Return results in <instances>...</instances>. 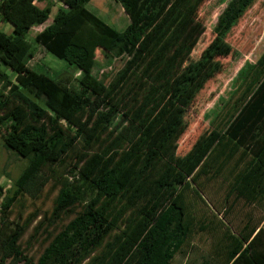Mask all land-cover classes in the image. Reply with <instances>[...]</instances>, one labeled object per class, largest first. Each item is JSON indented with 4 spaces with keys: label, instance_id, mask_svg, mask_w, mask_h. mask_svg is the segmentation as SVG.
<instances>
[{
    "label": "trees",
    "instance_id": "16d2710c",
    "mask_svg": "<svg viewBox=\"0 0 264 264\" xmlns=\"http://www.w3.org/2000/svg\"><path fill=\"white\" fill-rule=\"evenodd\" d=\"M39 1L0 0V23L11 27L0 30V140L26 161L11 189L3 194L0 187V264H170L190 252L194 201L206 204V184L225 170L223 214L240 202L248 210L216 244L218 264H264L254 249L264 233V51L212 120L218 137L185 168L186 180L175 184L176 168L168 164L156 176L148 163L124 186L146 145L165 144L183 118L158 82L207 0H115L129 18L123 31L89 11L91 0H58L63 7L31 42L29 32L53 7ZM254 1H228L212 29L218 42ZM35 45L79 75L71 81L29 68ZM99 50L118 67L96 78ZM144 175L172 190L153 217L121 198ZM49 185L56 194L44 208L37 202Z\"/></svg>",
    "mask_w": 264,
    "mask_h": 264
},
{
    "label": "rangeland",
    "instance_id": "374dc122",
    "mask_svg": "<svg viewBox=\"0 0 264 264\" xmlns=\"http://www.w3.org/2000/svg\"><path fill=\"white\" fill-rule=\"evenodd\" d=\"M40 1L44 2L39 4V7L45 6L46 3L53 7L49 19L29 32L27 38L31 42L33 35L47 27L52 22L56 10L63 5L58 0ZM228 1L207 0L197 13L194 31L185 41L180 42L181 55L158 84L168 92L169 98L184 110L183 118L165 144L158 147L156 142H149L146 145L138 159H135L124 173V186L135 176L134 173L141 176L148 163L150 171L156 176L160 173V167L173 165L176 168L174 181L178 184L187 179L185 168L191 160L197 155L205 156L216 141L218 134L210 126L212 120L264 51V0H255L225 38L221 42L217 41L212 29ZM86 8L117 31H123L129 24L127 14L115 0H91ZM0 28L5 33L9 32L8 29H3V25H0ZM34 50V57L28 63L29 68L43 67L50 75H59L61 79L68 78L71 81L79 75L72 66L46 53L41 47L35 45ZM117 67L110 55L99 50L96 52L92 75L99 78L103 72ZM59 126L65 130L66 137L74 136L71 131H67L64 122ZM25 165L26 161L7 150L0 140V187L3 194L11 189L12 182ZM226 171L218 180L206 184V204L194 201L192 213L197 224L191 235L192 248L188 255L177 254L170 264L220 262L214 253L216 244L222 243L223 234L227 229H237L240 226L242 216L248 210V207L240 202L230 212L223 214L226 187L223 179ZM151 179L153 178H145L144 175V180L140 179L139 185L135 182L130 191L121 194V198L131 205L132 210L148 217H153L161 211L172 191L152 186L149 184ZM45 193L37 205L43 204V207L47 208L50 207L56 191L49 185ZM2 198L0 196V204ZM200 225L206 226V230L199 231ZM254 249L257 253L264 254V233L258 237Z\"/></svg>",
    "mask_w": 264,
    "mask_h": 264
},
{
    "label": "crops",
    "instance_id": "0c3cea01",
    "mask_svg": "<svg viewBox=\"0 0 264 264\" xmlns=\"http://www.w3.org/2000/svg\"><path fill=\"white\" fill-rule=\"evenodd\" d=\"M44 1H41L39 4H42ZM63 7L62 5L60 6V8ZM0 25L2 26L3 25V29H8L10 33L11 32V27L9 25H6V24H2L0 23Z\"/></svg>",
    "mask_w": 264,
    "mask_h": 264
}]
</instances>
